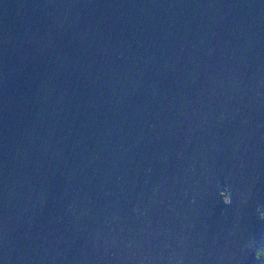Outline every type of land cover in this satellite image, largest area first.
<instances>
[{
	"label": "water",
	"instance_id": "1",
	"mask_svg": "<svg viewBox=\"0 0 264 264\" xmlns=\"http://www.w3.org/2000/svg\"><path fill=\"white\" fill-rule=\"evenodd\" d=\"M258 208L264 0H0V264H258Z\"/></svg>",
	"mask_w": 264,
	"mask_h": 264
},
{
	"label": "clouds",
	"instance_id": "2",
	"mask_svg": "<svg viewBox=\"0 0 264 264\" xmlns=\"http://www.w3.org/2000/svg\"><path fill=\"white\" fill-rule=\"evenodd\" d=\"M220 195L222 196V198H223V203H224L225 205H230V204H231L230 194H229L227 191H222V192L220 193ZM257 211H258L259 218H260L261 220H264V208H258ZM257 251H258V250H257ZM257 251H256V252H257ZM255 255H256V253H255Z\"/></svg>",
	"mask_w": 264,
	"mask_h": 264
},
{
	"label": "trees",
	"instance_id": "3",
	"mask_svg": "<svg viewBox=\"0 0 264 264\" xmlns=\"http://www.w3.org/2000/svg\"><path fill=\"white\" fill-rule=\"evenodd\" d=\"M256 251V255L259 262L258 264H264V245L257 248Z\"/></svg>",
	"mask_w": 264,
	"mask_h": 264
}]
</instances>
